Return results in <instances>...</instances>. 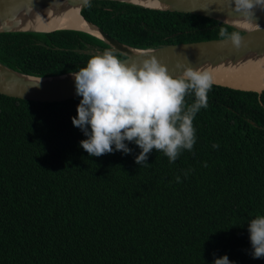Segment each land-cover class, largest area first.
Here are the masks:
<instances>
[{"label": "trees", "instance_id": "trees-1", "mask_svg": "<svg viewBox=\"0 0 264 264\" xmlns=\"http://www.w3.org/2000/svg\"><path fill=\"white\" fill-rule=\"evenodd\" d=\"M80 13L136 48L221 38V27L241 32L118 0H92ZM107 49L79 30L0 32V62L35 76L78 71ZM207 98L193 120L192 150L170 163L153 149L141 166L135 143L125 141L130 154L113 145L99 157L80 146L87 137L72 118L81 97L0 93V264H214L225 255L232 264H264L253 258L248 232L264 215V89L213 83Z\"/></svg>", "mask_w": 264, "mask_h": 264}, {"label": "clouds", "instance_id": "clouds-1", "mask_svg": "<svg viewBox=\"0 0 264 264\" xmlns=\"http://www.w3.org/2000/svg\"><path fill=\"white\" fill-rule=\"evenodd\" d=\"M230 4L233 11L250 22L257 8L264 10V0H230ZM219 36L237 49L243 45L238 31L230 33L221 27ZM177 68L181 74L171 75L154 55L139 63H125L114 50L107 49L72 72L76 95L82 98L72 124L87 137L80 146L89 156L99 157L112 153L113 145L116 151L130 154L132 150L125 141L135 143L141 149L135 162L141 166L147 165L153 149L163 152L170 163L182 150H192L193 120L201 108L208 106L213 77L199 67L177 64ZM190 94L195 99L189 105L185 98ZM176 179L179 182L180 177ZM248 232L253 258L264 257V215L248 223ZM214 264L232 262L225 255L215 259Z\"/></svg>", "mask_w": 264, "mask_h": 264}, {"label": "water", "instance_id": "water-1", "mask_svg": "<svg viewBox=\"0 0 264 264\" xmlns=\"http://www.w3.org/2000/svg\"><path fill=\"white\" fill-rule=\"evenodd\" d=\"M55 1L61 0H0V20L4 24L0 27V32H49L56 29L83 31L101 39L112 49H115L117 52L123 54L124 57L120 59L125 61V63H139L143 59L148 58V56L154 55L160 63L164 64L168 68L169 73L173 76H179L182 72L181 69L177 68V64H183L196 68L199 66H214L226 61L233 63L236 58L241 57L246 53L260 52L264 50V10L259 8L255 10L253 21L249 23L250 25H248V27L237 25L233 22V19H241L242 17L239 13L233 11L230 0H150L160 3L161 6L158 7L142 3L149 0L118 1L137 4L153 9L194 13L219 20L236 27L241 31L240 34L243 37V45L239 49L233 47L230 41H225L223 38L180 42L153 48H136L113 38L100 27L86 20L81 15L80 10L92 0L62 1L69 4H79L80 15L88 25L94 27L97 33L71 27H57L49 30L17 27L18 22L16 21H18V19L16 18L14 20L12 17L14 11L22 10L23 7L27 6L34 7L39 4H48ZM8 20H10V22H7ZM71 73L72 72L51 76H35L17 71L0 62V93L39 102L63 101L73 97H78V95H76L74 77ZM213 83L219 84L214 81ZM219 85L234 89L256 91L259 93L264 89V87H262L260 90H252L232 87L224 84Z\"/></svg>", "mask_w": 264, "mask_h": 264}, {"label": "bare ground", "instance_id": "bare-ground-1", "mask_svg": "<svg viewBox=\"0 0 264 264\" xmlns=\"http://www.w3.org/2000/svg\"><path fill=\"white\" fill-rule=\"evenodd\" d=\"M142 3L153 7L161 6L160 3L150 0ZM79 6V4H69L61 0L34 7H23L22 10L14 11L12 17L14 20L18 19L16 21L18 28L49 30L57 27H71L97 33L94 27L88 25L80 15ZM233 22L244 27L250 25V21L245 18L233 19ZM3 25L0 20V27ZM199 68L209 71L213 81L219 84L252 90H260L264 87V50L246 53L236 58L233 63L226 61L214 66H199Z\"/></svg>", "mask_w": 264, "mask_h": 264}]
</instances>
